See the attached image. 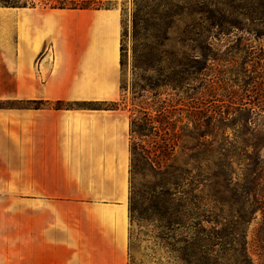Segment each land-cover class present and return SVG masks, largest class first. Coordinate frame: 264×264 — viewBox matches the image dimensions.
Wrapping results in <instances>:
<instances>
[{
	"label": "crops",
	"instance_id": "crops-1",
	"mask_svg": "<svg viewBox=\"0 0 264 264\" xmlns=\"http://www.w3.org/2000/svg\"><path fill=\"white\" fill-rule=\"evenodd\" d=\"M118 1L0 0V188L35 190L22 199L36 208L22 227L21 264L127 262Z\"/></svg>",
	"mask_w": 264,
	"mask_h": 264
},
{
	"label": "rangeland",
	"instance_id": "rangeland-1",
	"mask_svg": "<svg viewBox=\"0 0 264 264\" xmlns=\"http://www.w3.org/2000/svg\"><path fill=\"white\" fill-rule=\"evenodd\" d=\"M244 1L248 0L235 2ZM175 2L156 1L159 5ZM117 5L122 16L119 105L130 120L139 110L140 96L150 101L153 94H159L168 112L166 136L175 144L168 163L184 173L185 191L197 188L203 192L197 201L212 206L220 154L228 155L226 162L233 183L237 180L240 184L248 164L246 156L253 151L244 143L263 139L264 23L239 17L235 27L224 24L210 28L191 13L193 5L189 4L180 16L172 15L159 22L143 15L146 21L134 28L133 0H119ZM158 8L155 12L162 16L176 11L173 7L168 8L169 12ZM147 111L155 114L152 108ZM132 143L155 151L160 140L130 136V148ZM136 153L133 160L130 153L128 208L130 200L133 205L144 202L153 183L149 162L139 151ZM259 155L264 179V146ZM33 194L35 190L0 188V264H21L22 256L26 257L21 251L22 227L26 225L28 209L36 206H28L22 199ZM237 206L204 215L238 218L241 215ZM135 218L129 213L126 264H179L154 239L152 224L138 223ZM260 221V212H256L247 226V252L252 264H264Z\"/></svg>",
	"mask_w": 264,
	"mask_h": 264
},
{
	"label": "trees",
	"instance_id": "trees-1",
	"mask_svg": "<svg viewBox=\"0 0 264 264\" xmlns=\"http://www.w3.org/2000/svg\"><path fill=\"white\" fill-rule=\"evenodd\" d=\"M156 1L133 0L134 28L146 21L143 15H147L149 20L159 22L172 15L180 16L184 7L189 4L193 5L191 13L210 28L222 27L224 24L230 28L235 27L236 18L239 17L264 23V0H176L174 4L163 5L157 4ZM99 6L100 4L93 1H60L54 7L82 10L97 9ZM159 6L165 12L171 11L168 8L172 7L176 11L165 13V16L157 15L155 11L159 10ZM158 96V93L153 94L150 101L140 96L139 110H136L135 117L130 119L131 137L137 136L139 140L154 137L160 140V143L155 144V151L144 150L142 146L131 144L132 160L139 151V155L141 154L151 166L153 183L144 202L133 205L130 200V217L135 214L136 222L152 224L154 239L159 241L167 254L172 255L179 264H252L247 252L246 233L247 226L254 219L256 212L261 215L258 231L261 235L264 234V179L259 155L260 148L264 146V135L262 140L250 141L248 143L251 144L248 145L247 142L244 143L253 151L246 156L248 164L238 181L240 184L237 180L233 183V174L229 172L226 162L228 155L220 154L214 183L215 199L212 206L203 204L197 201L203 192L196 191L197 188L185 191L183 187L187 179L184 178V173L168 163L175 144L166 136L168 112L163 106L165 102L159 101ZM55 108L62 109L63 103L58 102ZM149 108L154 109V115L147 111ZM156 123L158 126H155ZM253 124L254 127L257 125L255 122ZM188 186L192 188L191 184ZM140 197L142 199V196ZM235 206L241 215L238 218L204 215H213L224 208L232 210Z\"/></svg>",
	"mask_w": 264,
	"mask_h": 264
}]
</instances>
